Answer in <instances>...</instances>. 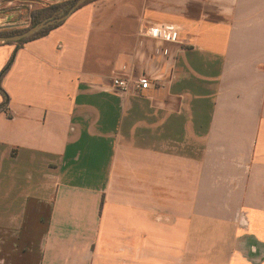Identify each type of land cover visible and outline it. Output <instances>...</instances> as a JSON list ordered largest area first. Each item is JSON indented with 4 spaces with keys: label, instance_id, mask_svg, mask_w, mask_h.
<instances>
[{
    "label": "crops",
    "instance_id": "1",
    "mask_svg": "<svg viewBox=\"0 0 264 264\" xmlns=\"http://www.w3.org/2000/svg\"><path fill=\"white\" fill-rule=\"evenodd\" d=\"M45 1L0 0V29ZM10 61L0 264H264V0H97Z\"/></svg>",
    "mask_w": 264,
    "mask_h": 264
},
{
    "label": "trees",
    "instance_id": "2",
    "mask_svg": "<svg viewBox=\"0 0 264 264\" xmlns=\"http://www.w3.org/2000/svg\"><path fill=\"white\" fill-rule=\"evenodd\" d=\"M77 0H67V1H59L57 3L54 4H50V5H45V4H40L35 6V8L31 11V22L29 27H25L23 29H19V28H12V29H0V36H13V35H17V34H21L24 33L25 31H27L28 29L36 26L37 24L41 23L42 21H44L47 18L50 17H63L66 14H68V12L72 9V7L75 5ZM97 0H88L86 3H84L79 9L95 2ZM77 9V11L79 10ZM76 12V11H75ZM64 23H57L54 25H51L47 28H45L44 30L36 33L35 35L21 40L19 42H6V43H1V45L4 44H13L16 45L17 48H21L24 44H26L29 41L44 37L46 35H48L52 30H54L55 28L61 26ZM12 61V59H11ZM11 61L8 63V65L3 69V71L0 73V93L3 96V103L0 105V113L3 111H8V105H9V96L8 94L3 90L2 86H1V82L3 77L5 76V74L7 73V71L10 68V63ZM10 115V114H9Z\"/></svg>",
    "mask_w": 264,
    "mask_h": 264
},
{
    "label": "built area",
    "instance_id": "3",
    "mask_svg": "<svg viewBox=\"0 0 264 264\" xmlns=\"http://www.w3.org/2000/svg\"><path fill=\"white\" fill-rule=\"evenodd\" d=\"M180 29L175 25H150L143 29V34L155 40L174 42L178 39ZM115 90L122 94L131 92L141 93L151 88V81L147 77L137 79L130 77H116L113 79Z\"/></svg>",
    "mask_w": 264,
    "mask_h": 264
},
{
    "label": "water",
    "instance_id": "4",
    "mask_svg": "<svg viewBox=\"0 0 264 264\" xmlns=\"http://www.w3.org/2000/svg\"><path fill=\"white\" fill-rule=\"evenodd\" d=\"M53 1V0H50ZM88 0H77L75 5L72 7V9L63 17H50L42 21L41 23L37 24L36 26L28 29L24 33L13 35V36H0V44L6 43V42H19L21 40L27 39L36 33L44 30L45 28L61 23L63 21H66L77 9H79L84 3H86ZM8 28V27H1V29Z\"/></svg>",
    "mask_w": 264,
    "mask_h": 264
},
{
    "label": "rangeland",
    "instance_id": "5",
    "mask_svg": "<svg viewBox=\"0 0 264 264\" xmlns=\"http://www.w3.org/2000/svg\"><path fill=\"white\" fill-rule=\"evenodd\" d=\"M55 0L53 1H50V2H44L45 5H50V4H54V3H57V2H54ZM60 1H67V0H60ZM41 6V5H40ZM30 23L27 25V26H23L19 29H23V28H27L29 27ZM195 253L196 255L193 256L192 258V263L191 264H207V260L203 257V250L202 249H199L198 247L195 248ZM198 254H201V255H198Z\"/></svg>",
    "mask_w": 264,
    "mask_h": 264
}]
</instances>
